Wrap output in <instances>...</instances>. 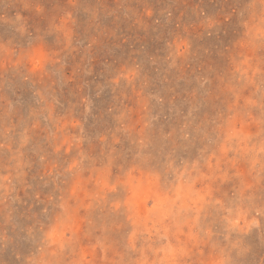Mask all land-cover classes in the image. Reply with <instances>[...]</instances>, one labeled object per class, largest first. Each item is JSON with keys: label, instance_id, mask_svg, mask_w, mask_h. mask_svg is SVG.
Masks as SVG:
<instances>
[{"label": "rangeland", "instance_id": "rangeland-1", "mask_svg": "<svg viewBox=\"0 0 264 264\" xmlns=\"http://www.w3.org/2000/svg\"><path fill=\"white\" fill-rule=\"evenodd\" d=\"M0 264H264V0H0Z\"/></svg>", "mask_w": 264, "mask_h": 264}]
</instances>
